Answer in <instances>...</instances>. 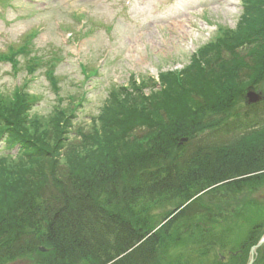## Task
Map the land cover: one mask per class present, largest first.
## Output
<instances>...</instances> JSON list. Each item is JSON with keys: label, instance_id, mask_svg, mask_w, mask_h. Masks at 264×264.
<instances>
[{"label": "trees", "instance_id": "16d2710c", "mask_svg": "<svg viewBox=\"0 0 264 264\" xmlns=\"http://www.w3.org/2000/svg\"><path fill=\"white\" fill-rule=\"evenodd\" d=\"M240 5L236 26L217 29L187 66L112 86L90 129L74 138L83 97L33 120L31 93L0 97V139L17 149L0 155V264H221L233 226L245 219L240 241L257 242L264 0ZM14 52L28 54L0 57L16 70ZM39 63L28 61V73ZM248 88L261 101L246 103ZM253 264H264V243Z\"/></svg>", "mask_w": 264, "mask_h": 264}, {"label": "rangeland", "instance_id": "374dc122", "mask_svg": "<svg viewBox=\"0 0 264 264\" xmlns=\"http://www.w3.org/2000/svg\"><path fill=\"white\" fill-rule=\"evenodd\" d=\"M239 16L240 0H0V55L28 50L14 52L16 70L0 57V97L12 99L16 88L31 93L26 113L32 120L83 97L71 123L74 138L72 131L90 129L112 86L182 69L200 46L215 40L217 29H233ZM32 58L40 63L30 75ZM15 151L0 139V155ZM258 194L264 196V189L252 196ZM249 225L245 219L233 226L234 247Z\"/></svg>", "mask_w": 264, "mask_h": 264}, {"label": "flooded vegetation", "instance_id": "af4514ba", "mask_svg": "<svg viewBox=\"0 0 264 264\" xmlns=\"http://www.w3.org/2000/svg\"><path fill=\"white\" fill-rule=\"evenodd\" d=\"M251 246V244L248 246L246 242H241L232 250L224 247L222 252L219 253L218 260L221 264H234L235 261L241 262L245 259V263H247L251 257Z\"/></svg>", "mask_w": 264, "mask_h": 264}, {"label": "water", "instance_id": "95a60500", "mask_svg": "<svg viewBox=\"0 0 264 264\" xmlns=\"http://www.w3.org/2000/svg\"><path fill=\"white\" fill-rule=\"evenodd\" d=\"M261 98L259 93L253 92V91H248L246 93V99L248 103H253L258 101ZM264 242V236L261 237V239L258 241V243L256 245H254L251 249V252H253V250L259 246L261 243ZM40 250L44 251L43 248H40ZM252 262V257L250 258L249 262L247 264H250Z\"/></svg>", "mask_w": 264, "mask_h": 264}]
</instances>
